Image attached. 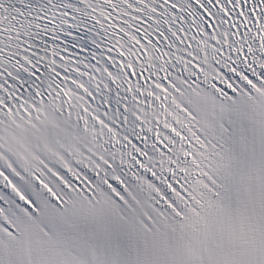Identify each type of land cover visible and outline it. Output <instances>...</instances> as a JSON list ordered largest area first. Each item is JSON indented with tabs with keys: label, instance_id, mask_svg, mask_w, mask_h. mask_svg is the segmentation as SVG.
<instances>
[{
	"label": "snow or ice",
	"instance_id": "6c2138e0",
	"mask_svg": "<svg viewBox=\"0 0 264 264\" xmlns=\"http://www.w3.org/2000/svg\"><path fill=\"white\" fill-rule=\"evenodd\" d=\"M0 264H264V0H0Z\"/></svg>",
	"mask_w": 264,
	"mask_h": 264
}]
</instances>
